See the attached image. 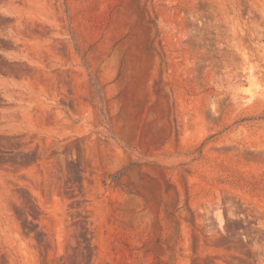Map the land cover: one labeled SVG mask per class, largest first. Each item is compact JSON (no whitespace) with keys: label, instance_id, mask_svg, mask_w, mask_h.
<instances>
[{"label":"rangeland","instance_id":"1","mask_svg":"<svg viewBox=\"0 0 264 264\" xmlns=\"http://www.w3.org/2000/svg\"><path fill=\"white\" fill-rule=\"evenodd\" d=\"M0 264H264V0H0Z\"/></svg>","mask_w":264,"mask_h":264}]
</instances>
